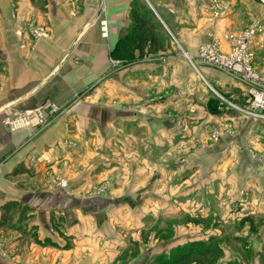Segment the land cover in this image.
I'll return each instance as SVG.
<instances>
[{
  "label": "crops",
  "instance_id": "obj_1",
  "mask_svg": "<svg viewBox=\"0 0 264 264\" xmlns=\"http://www.w3.org/2000/svg\"><path fill=\"white\" fill-rule=\"evenodd\" d=\"M141 1L159 43L140 55L120 42L132 0H0V264H152L209 238L224 264H264V118L241 81L195 58L224 51L258 5ZM43 103L59 108L44 126L6 125ZM153 221L168 238L147 234Z\"/></svg>",
  "mask_w": 264,
  "mask_h": 264
},
{
  "label": "built area",
  "instance_id": "obj_2",
  "mask_svg": "<svg viewBox=\"0 0 264 264\" xmlns=\"http://www.w3.org/2000/svg\"><path fill=\"white\" fill-rule=\"evenodd\" d=\"M264 7V0H259ZM216 6V15L225 13L223 6H218V0H213ZM35 37L44 36L43 29L33 30ZM264 36V15L260 19L253 20L244 29L235 33H225L223 39L227 48L222 51L220 43L214 41L198 47L195 58L205 64L226 71L245 85L248 97V112L251 115L264 118V74L258 73L253 67V47L257 37ZM192 60V57L185 54ZM218 109H224L221 100ZM59 108L52 103H43L34 109L17 114L5 121L10 129L19 127H42L47 123L46 114H55ZM223 135V131L212 129L210 136L216 140Z\"/></svg>",
  "mask_w": 264,
  "mask_h": 264
},
{
  "label": "trees",
  "instance_id": "obj_3",
  "mask_svg": "<svg viewBox=\"0 0 264 264\" xmlns=\"http://www.w3.org/2000/svg\"><path fill=\"white\" fill-rule=\"evenodd\" d=\"M131 25L128 33L120 42L135 43L140 55L146 47L148 50L158 46L159 38L155 33L156 18L148 6L141 0L131 2ZM211 111L219 112L218 102H209ZM222 257L219 243L214 238L206 241H190L183 245L172 248L167 254H160L154 257L153 264H224L220 261ZM119 264H124L119 263ZM226 264H235L227 262Z\"/></svg>",
  "mask_w": 264,
  "mask_h": 264
},
{
  "label": "rangeland",
  "instance_id": "obj_4",
  "mask_svg": "<svg viewBox=\"0 0 264 264\" xmlns=\"http://www.w3.org/2000/svg\"><path fill=\"white\" fill-rule=\"evenodd\" d=\"M252 1V4L256 3L258 5V12L257 13H254V14H251L250 16V19L248 20L247 24L251 23L253 20H256V19H260L263 17L264 15V7L262 5V3L259 1V0H251ZM249 4H248V7L246 8H249ZM246 24V25H247ZM260 37H263L264 39V36H260ZM262 39V40H263ZM257 42V40H256ZM255 42V43H256ZM262 45L261 46H257V63L262 67L264 65V40L263 42H261ZM171 223L170 222H151V223H148V228H147V234H152V239L154 240L155 238L157 239V236L159 237L160 234L162 231H166L168 233H166V236L168 238V236L170 235V225ZM143 237H146V236H143ZM132 254H134V249L138 250V242L137 241H132ZM152 264H153V260H152Z\"/></svg>",
  "mask_w": 264,
  "mask_h": 264
}]
</instances>
